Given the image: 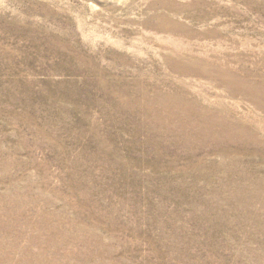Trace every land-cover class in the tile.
<instances>
[{"label":"rangeland","instance_id":"rangeland-1","mask_svg":"<svg viewBox=\"0 0 264 264\" xmlns=\"http://www.w3.org/2000/svg\"><path fill=\"white\" fill-rule=\"evenodd\" d=\"M0 264H264V0H0Z\"/></svg>","mask_w":264,"mask_h":264}]
</instances>
